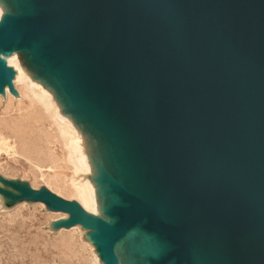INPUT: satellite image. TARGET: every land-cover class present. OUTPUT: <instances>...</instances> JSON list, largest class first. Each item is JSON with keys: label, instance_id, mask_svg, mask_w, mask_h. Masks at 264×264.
Here are the masks:
<instances>
[{"label": "water", "instance_id": "1", "mask_svg": "<svg viewBox=\"0 0 264 264\" xmlns=\"http://www.w3.org/2000/svg\"><path fill=\"white\" fill-rule=\"evenodd\" d=\"M2 1L0 95L19 53L110 154L107 128L127 145L145 193L89 153L101 215L2 176L0 196L67 215L54 229L87 232L99 264L131 236L135 264H264V0Z\"/></svg>", "mask_w": 264, "mask_h": 264}, {"label": "bare ground", "instance_id": "2", "mask_svg": "<svg viewBox=\"0 0 264 264\" xmlns=\"http://www.w3.org/2000/svg\"><path fill=\"white\" fill-rule=\"evenodd\" d=\"M8 11H9V7L7 6V4L5 2H3L2 0H0V20H1L2 16ZM28 60H30V59H28ZM27 62L29 63V61H27L26 58L19 53H15L11 57L7 58L8 65L10 67H13L17 72V76H16L14 84H15V88L18 91V93L20 94L21 98L16 100L11 95L9 90H7L6 98H2L0 96V104L1 105L4 104V106H5V111H4L5 116L0 118V152L4 151V153L6 152L7 155L13 156V158L14 157L23 158L25 161L30 163L31 167H33L36 170V172L39 174L40 178H42L46 182L48 187H50L56 193L58 192L59 194H66L70 197H74L75 199L78 200V202L82 205V207L86 211H88L89 213H92L94 215H101V209L108 202L104 199V197L102 195V189L96 188L94 186V184L91 182L90 178L96 177L98 175V172L95 169L94 165L92 164L89 153L93 154L98 160L102 161L103 164L105 165V167L108 170H110L111 173L119 181H121L124 184V186H126L129 190L134 191L138 194L145 193L144 185L138 179L137 170L134 168V166L130 162L131 157H130V154L127 152V150H128L127 145L123 141H118L117 139H115V137H114V135H112L110 129L107 128V133H106L107 139L106 140H108L110 142V144L112 145V148L114 150L113 154H110L108 152V148L106 147V145H108V144L106 141L103 140L101 135L97 132L96 133L94 132V136L97 139L101 140L100 143H98L91 135H89L86 132V130L84 128L80 127L79 124L77 123V121L74 120L72 117H70L66 113L65 109L62 107L61 103L57 99V95L54 92V90L47 87L44 80H42V79L39 80L35 76V74L27 66V64H28ZM39 69L42 70L43 72L47 71L46 68H40L39 67ZM24 103L28 104V107L26 109L24 108L25 114H24V112L23 113L18 112L19 113L18 115L17 114L15 116H13L14 114L10 115L9 110L12 107L15 106V107H17L16 109L21 110ZM97 120L98 119L95 117H92L90 119L91 123H93V124H95L97 122ZM34 122H36V123H40V122L49 123L50 126L53 128L54 134L49 135L50 134L49 133L48 134L49 136H47L45 138H43V136H41V135H35V131L33 130L34 129L33 128ZM41 126H43V125H41ZM41 126H40V128H41ZM53 145L54 146H56V145L60 146V149H61L60 154L57 153L53 149V147H52ZM2 154H3V152H2ZM1 164H2V162H1ZM5 168H7V167H5ZM11 170H12V168H11ZM11 170L8 169V171H11ZM13 170H14V168H13ZM23 171H25V170H23ZM5 175H7V174H5ZM10 176H12V175H10ZM40 206L43 207V205H40ZM23 214H25V213H23ZM59 216L66 217L65 215H59ZM36 217H38V216H36ZM13 218H15V217H13ZM15 219H13V220H15ZM49 219H50V217H49ZM14 222H16V221H14ZM18 222H19V220H18ZM42 222H43V220H42ZM8 224H10V223H8ZM0 225H3V224H0ZM4 227H5V225H4ZM6 227H8V226H6ZM19 228H20V226H19ZM78 229L79 228H75V229L71 230V232H69L70 238L69 239L67 238V240L62 241L58 246H54V247H56V249L59 251V254L65 258H78V257L82 256V258L86 257V258H89L90 260H93L96 263H99L98 257L96 255H94V253H92V250H90L87 246H84L80 243L81 238H80V234L78 232ZM24 230H25V228H24ZM22 231H23V229H22ZM34 231H36V230H34ZM3 233H4V231H3ZM62 233L66 234L65 231H62ZM16 234H14V235H16ZM2 235L0 237H3ZM39 236H40V234H39ZM17 237H19V236H17ZM20 237H21V235H20ZM30 237H32V236H30ZM30 237H29V240H30ZM62 240H63V238H62ZM9 241H10V239H9ZM16 241H18V239ZM43 241H45V240H43ZM2 242H3V240H2ZM28 242H26V243H28ZM49 242H50V240H49ZM42 243H44V242H42ZM22 244H24V243H22ZM48 244L49 243L47 242V245ZM15 245H16V243H15ZM29 245H31V244H29ZM29 245H27V248L29 247ZM145 245L146 244L143 240H140L139 238H136L134 236L129 237V239H127L126 241H124L123 243L118 245L116 248V253L119 257L120 264H135L130 259V255L132 256V259L136 260V255H135L136 250L138 248H140L141 250L144 251ZM30 247H32V246H30ZM46 248H47V246L44 247V250ZM50 248L52 249L51 245H50ZM26 249H25V251H27ZM40 249H42V248H40ZM7 250H4L5 253ZM27 252L29 253V251H27ZM47 252L49 253V251H46L45 253H47ZM10 253H9V256H10ZM19 255L20 254H18L17 256H19ZM34 255H37V253ZM0 256H2V255H0ZM20 256H22V255H20ZM16 258L14 259L15 262H16ZM31 259H33V258H31ZM1 260H2V258H1ZM11 260H13V259H11ZM11 260H10V262L12 264ZM39 260H40V258H39ZM49 260H51V259H49ZM24 261H26V259H24ZM17 262H18V260H17ZM0 263H2V261ZM21 263H22V260H21ZM8 264H9V262H8ZM201 264H204V263L201 262Z\"/></svg>", "mask_w": 264, "mask_h": 264}, {"label": "rangeland", "instance_id": "3", "mask_svg": "<svg viewBox=\"0 0 264 264\" xmlns=\"http://www.w3.org/2000/svg\"><path fill=\"white\" fill-rule=\"evenodd\" d=\"M12 95V94H11ZM1 96V95H0ZM16 100L20 99L21 96L19 94L18 97L12 95ZM2 98H5L3 96H1ZM1 105V104H0ZM28 107L27 103H24L22 106V109H16L17 107H12L9 112L10 115L15 116L16 114L18 115L20 113H23L25 111V109ZM25 108V109H24ZM15 109V110H14ZM3 111V112H2ZM5 111V106L4 104H2L0 106V118L4 117ZM13 111V112H12ZM17 111V112H16ZM25 114V112H24ZM41 123V124H40ZM40 123H33V130L35 131V135H41L43 136V138L49 136V135H53L54 131L53 128L50 126L49 123L47 122H40ZM43 123V124H42ZM45 123V124H44ZM43 125V126H41ZM41 126V128H40ZM50 126V127H49ZM50 133V134H49ZM49 134V135H48ZM53 149L57 152V153H61V149L59 145L56 146H52ZM3 152V154H2ZM0 152V176H2L3 178L7 179V180H11V181H16V182H21L24 183L26 185H28L31 189L35 190V191H40L42 189H47L50 192L54 193L55 195H59V197L67 200V201H76L78 202L77 199H75L74 197H70L66 194H58L52 190L50 187H48V185L46 184V182L40 178L39 174L36 172V170L31 167L30 163H28L27 161H25L23 158L20 157H14L13 156H9L7 155V153L4 151ZM6 154V155H5ZM2 162V164H1ZM25 162V163H24ZM28 164H27V163ZM21 163V164H20ZM9 164V165H8ZM12 164V165H11ZM8 165V166H7ZM12 167H11V166ZM10 166V167H9ZM23 168H21V167ZM28 166V167H27ZM7 167V168H5ZM16 167V168H15ZM20 167V168H19ZM30 167V168H29ZM12 168V170H11ZM14 168V170H13ZM25 168V169H24ZM11 170V171H8ZM16 169V170H15ZM7 172H6V171ZM25 170V171H23ZM6 172V173H5ZM7 174V175H5ZM9 175V176H8ZM12 175V176H10ZM31 176V177H30ZM27 178V179H26ZM30 178V179H29ZM38 180V181H37ZM37 182V183H36ZM51 190H50V189ZM71 198V199H70ZM4 201V202H3ZM79 203V202H78ZM16 204V205H15ZM15 204H11L8 200L4 199L3 197L0 196V236L2 235L3 237H0V260L2 258V263L0 264H11L10 260L12 261V264H99L94 262L93 260H90L89 258L86 257H78V258H65L63 256H61L59 254V251L56 249V247L54 246H58L62 241L67 240V238H70L69 232H71V230L75 229V228H79L78 232L80 234V243L84 246H87L90 250H92V253H94V255H96V251L95 248L86 240V234L87 232L83 231L80 227H75L72 228L70 230H65V229H61L59 231H56L54 229V224L57 223L60 220L63 219H67L68 216L62 213H57V212H53L51 210H49L47 208V206L44 203H40V202H29V201H21V202H17ZM40 205H43L40 206ZM12 206V207H11ZM37 209V210H36ZM28 210V211H27ZM27 212V213H26ZM20 213V214H19ZM25 213V214H23ZM41 213V214H40ZM22 214V215H21ZM21 215V216H20ZM29 215V216H28ZM59 215H65L66 217H62ZM34 216V217H33ZM38 216V217H36ZM12 217V218H11ZM15 217V218H13ZM21 219H20V218ZM42 217V218H41ZM50 217V219H49ZM24 218V219H23ZM29 218V219H28ZM31 218V219H30ZM9 219V220H8ZM15 219V220H13ZM27 219V220H26ZM12 220V221H11ZM19 220V222H18ZM23 220V221H22ZM43 220V222H42ZM16 221V222H14ZM30 221V222H29ZM33 221V222H32ZM3 222V223H2ZM6 224H5V223ZM24 222V223H23ZM41 222V223H40ZM10 223V224H8ZM12 223V224H11ZM20 225H19V224ZM27 225H26V224ZM44 223V224H43ZM17 224V225H16ZM23 224V225H22ZM43 224V225H42ZM5 225V227H4ZM25 225V226H24ZM8 226V227H6ZM13 226V227H12ZM20 226V228H19ZM23 228H22V227ZM10 227V228H9ZM33 227V228H32ZM43 227V228H42ZM4 228V229H3ZM23 231H22V229ZM25 228V230H24ZM36 228V229H35ZM30 229V230H29ZM32 229V230H31ZM6 230V231H5ZM21 230V231H20ZM36 230V231H34ZM4 231V233H3ZM18 231V232H17ZM26 231V232H25ZM62 231H65L66 234H63ZM11 233V234H10ZM13 233V234H12ZM18 235H17V234ZM45 233V234H44ZM16 234V235H14ZM26 234V235H25ZM30 234V235H29ZM37 234V235H36ZM40 234V236H39ZM21 235V237H20ZM14 236V237H13ZM19 236V237H17ZM32 236V237H30ZM37 236V237H36ZM30 237V240H29ZM63 240H62V238ZM66 237V238H65ZM25 238V239H24ZM37 238V239H36ZM6 239V240H5ZM10 239V241H9ZM18 239V241L16 240ZM34 239V240H33ZM39 239V240H38ZM59 239V240H58ZM3 240V242H2ZM5 240V241H4ZM8 240V241H7ZM45 240V241H43ZM50 240V242H49ZM54 240V241H53ZM30 243H29V242ZM33 241V242H32ZM60 241V242H59ZM11 244H10V243ZM20 242V243H19ZM28 242V243H26ZM33 244H32V243ZM38 242V243H37ZM44 242V243H42ZM47 242L49 243L47 245ZM2 243V244H1ZM14 243V244H13ZM16 243V245H15ZM24 243V244H22ZM46 243V244H45ZM51 243V244H50ZM9 244V245H8ZM42 244V245H41ZM18 245V246H17ZM25 245V246H24ZM27 245H29V247L27 248ZM40 245V246H39ZM50 245L52 247V249L50 248ZM5 246V247H4ZM7 246V247H6ZM32 246V247H30ZM36 246V247H35ZM47 246V248L44 250V247ZM16 247V248H15ZM18 247V248H17ZM20 248V249H19ZM27 248V249H26ZM31 248V249H30ZM35 248V249H34ZM42 248V249H40ZM54 248V249H53ZM8 249V250H7ZM25 249L27 251H29V253L27 251H25ZM56 249V250H55ZM4 250H7L6 253ZM13 250V251H12ZM38 250V251H37ZM55 250V251H54ZM4 251V252H3ZM16 251V252H15ZM41 251V252H40ZM46 251H49V253H45ZM11 252V253H10ZM35 252V253H34ZM10 253V256H9ZM17 253V254H16ZM24 255H23V254ZM32 253V254H31ZM37 255H34L36 254ZM4 254V255H3ZM8 256H7V255ZM18 254L22 255V256H17ZM28 254V255H27ZM30 254V255H29ZM47 254V255H46ZM13 255V256H12ZM53 255V256H52ZM56 255V256H55ZM5 256V257H4ZM31 256V257H30ZM97 256V255H96ZM17 257V258H16ZM36 257V258H35ZM48 257V258H47ZM50 257V258H49ZM98 257V256H97ZM8 258V259H7ZM16 258V262L15 259ZM22 258V259H21ZM31 258H35L34 260ZM40 258V260H39ZM47 258V259H46ZM58 258V259H57ZM22 263H21V260ZM24 259H26V261H24ZM45 259V260H44ZM51 259V260H49ZM89 259V260H88ZM7 262H5V261ZM18 260V262H17ZM20 260V261H19ZM0 261V262H1ZM14 261V262H13ZM40 261V262H39ZM52 261V262H51ZM81 261V262H80ZM85 261V262H84ZM4 262V263H3ZM29 262V263H28ZM67 262V263H66Z\"/></svg>", "mask_w": 264, "mask_h": 264}]
</instances>
